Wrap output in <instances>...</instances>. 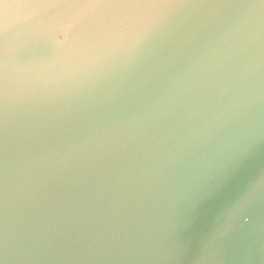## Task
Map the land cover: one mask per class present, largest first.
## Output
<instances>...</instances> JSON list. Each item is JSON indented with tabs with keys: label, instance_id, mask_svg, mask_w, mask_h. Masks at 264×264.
<instances>
[{
	"label": "water",
	"instance_id": "95a60500",
	"mask_svg": "<svg viewBox=\"0 0 264 264\" xmlns=\"http://www.w3.org/2000/svg\"><path fill=\"white\" fill-rule=\"evenodd\" d=\"M0 14L5 264H264L261 0Z\"/></svg>",
	"mask_w": 264,
	"mask_h": 264
},
{
	"label": "snow or ice",
	"instance_id": "6c2138e0",
	"mask_svg": "<svg viewBox=\"0 0 264 264\" xmlns=\"http://www.w3.org/2000/svg\"><path fill=\"white\" fill-rule=\"evenodd\" d=\"M3 0H0L2 3ZM21 6H32L37 4L53 6H78L89 9L98 19H103L108 12L120 11L129 8H167L174 10L189 4L206 3L208 0H15ZM264 3V0H261ZM11 34L7 22L0 14V169H2L5 143H6V101L9 91L7 80L5 51ZM0 264H5L0 257Z\"/></svg>",
	"mask_w": 264,
	"mask_h": 264
}]
</instances>
